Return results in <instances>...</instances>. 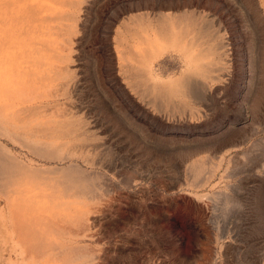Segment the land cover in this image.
I'll return each instance as SVG.
<instances>
[{
    "label": "rangeland",
    "instance_id": "374dc122",
    "mask_svg": "<svg viewBox=\"0 0 264 264\" xmlns=\"http://www.w3.org/2000/svg\"><path fill=\"white\" fill-rule=\"evenodd\" d=\"M13 1L0 264H264V0Z\"/></svg>",
    "mask_w": 264,
    "mask_h": 264
},
{
    "label": "bare ground",
    "instance_id": "6f19581e",
    "mask_svg": "<svg viewBox=\"0 0 264 264\" xmlns=\"http://www.w3.org/2000/svg\"><path fill=\"white\" fill-rule=\"evenodd\" d=\"M14 1L13 0H0V65H5L7 64V61L10 60L9 55V51L11 52V50H8V53H6V51L4 53L6 54H2V47H1V42H5L8 41L9 42V47L12 48V42L10 41V37H12V31L9 28L10 26V22L9 21H13V18L16 17L15 14V10H14ZM13 25V24H12ZM14 31V30H13ZM11 34V35H10ZM14 34V33H13ZM10 35V37H9ZM15 36V35H14ZM10 38V39H9ZM15 47V46H14ZM14 52V51H12ZM1 92V91H0ZM0 99H1V93H0ZM5 167V166H4ZM2 169V168H1ZM9 169V168H8ZM7 170V169H6ZM10 170V169H9ZM13 171V170H12ZM1 172V171H0ZM8 172V171H7ZM6 173V172H5ZM10 173V171H9ZM2 174V173H1ZM12 174V173H11ZM7 176V174H6ZM10 176V174L8 175ZM3 177V176H2ZM4 178V177H3ZM5 180V179H4ZM12 181V179H11ZM10 182V181H9ZM8 182V183H9ZM7 183V182H6ZM4 183V184H6ZM11 183V182H10ZM1 186H3L2 184H0ZM7 185V184H6ZM0 186V190L5 191L4 189H2ZM10 189V188H9ZM8 189V191H9ZM20 189V188H18ZM14 192L16 193L17 191L15 190V187H13ZM7 191V190H6ZM10 192V191H9ZM13 192V191H12ZM10 194V193H9ZM13 194V193H12ZM18 196L21 199H26L27 201H33L36 199V196H33L32 194L29 193V191L23 190L22 192L18 191ZM35 195V194H34ZM13 196V195H12ZM17 199V198H16ZM28 258V257H27Z\"/></svg>",
    "mask_w": 264,
    "mask_h": 264
}]
</instances>
